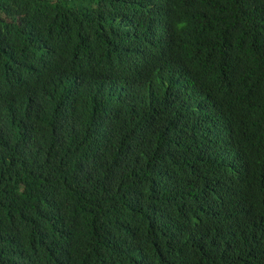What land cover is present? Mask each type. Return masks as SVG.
<instances>
[{
    "label": "trees",
    "instance_id": "trees-1",
    "mask_svg": "<svg viewBox=\"0 0 264 264\" xmlns=\"http://www.w3.org/2000/svg\"><path fill=\"white\" fill-rule=\"evenodd\" d=\"M0 264H264V0H0Z\"/></svg>",
    "mask_w": 264,
    "mask_h": 264
}]
</instances>
